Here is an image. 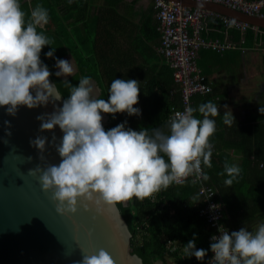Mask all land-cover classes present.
Listing matches in <instances>:
<instances>
[{"label": "clouds", "instance_id": "1", "mask_svg": "<svg viewBox=\"0 0 264 264\" xmlns=\"http://www.w3.org/2000/svg\"><path fill=\"white\" fill-rule=\"evenodd\" d=\"M49 19V11L42 4L31 7L29 14L22 10L20 0H0V108L15 117L21 107L31 110L53 105L54 111L36 119L40 121V132H54L58 126L63 133L59 138L53 135L51 140L60 162L37 165L28 174H39L41 188L51 192L57 212L75 214L81 201L86 202V210L94 204L115 212L117 205L154 198L173 185H185L189 178L193 185L209 180L204 168L212 167L211 138L217 130L214 118L221 114V105L212 101L197 107L187 105L183 112L169 118L167 131L144 127L137 131L127 127V121L105 130L103 114L113 118L118 113L142 115L136 107L141 81L112 80L107 99L93 95L91 77L83 76L78 85H73L68 80L74 72L72 62L56 57L54 39L38 31ZM46 46H51L45 55L55 59V76L63 78L60 83L69 91L67 98L51 81L53 73L41 59ZM223 107V123L231 126L236 118L228 105ZM197 112L202 118L195 115ZM259 112L264 114V107H259ZM4 123L11 128L10 121ZM7 135L11 136V131ZM30 144L39 150V159L45 161L48 137L38 135ZM240 174L241 168L227 161L220 173L226 175L224 184L229 187ZM191 199L194 204L200 202L199 194ZM225 229L223 225L218 227V234L210 238L209 249L197 248L194 234L184 244L185 257H195L203 264L210 250L207 264H264V222L252 230L247 221L238 231ZM81 253L76 264H116L103 248L91 254L83 250Z\"/></svg>", "mask_w": 264, "mask_h": 264}, {"label": "trees", "instance_id": "2", "mask_svg": "<svg viewBox=\"0 0 264 264\" xmlns=\"http://www.w3.org/2000/svg\"><path fill=\"white\" fill-rule=\"evenodd\" d=\"M47 1L53 10L49 13V23L39 28L38 31L54 39L56 57L64 59L66 56H70L76 64L80 78L88 76L95 80L100 88L98 98L107 99L112 80L116 78L129 79L124 74L122 59L126 58V54L130 50H126L124 53L123 50H120L121 46H118L116 40L118 20L120 19L118 8L124 0H104L103 6L97 5V0ZM20 2L22 10L30 14L32 6L29 0H20ZM211 22H213V27L222 33L218 35L219 37L224 38L226 36L224 33L231 29H227L220 17L212 19ZM232 29L230 37L235 43H240L242 37L246 44L255 40L256 35L252 27L246 29L244 33L239 28L232 27ZM260 30L264 32L263 29ZM158 47L157 51L159 52ZM50 50L51 46H46L41 53V59L53 73L50 79L57 84L61 95L67 98L69 91L60 83L63 78L55 76L57 71L54 67L55 59H49L45 55ZM205 51L210 50L201 49L196 62L203 74L207 75L208 72L205 71L204 65L199 62V59L204 57ZM159 53L165 61L164 69L169 74L168 81H163L164 87H160V92H154L153 89L149 91L141 89L139 104L136 107L141 109L142 115L128 116L126 113H118L115 118L109 115L110 121L103 122L105 130L127 121V127L137 131L141 127H160L167 131L166 125L171 113L170 108L172 106L181 107V91L175 82L171 64L161 52ZM173 84L176 87L174 89ZM168 95H170L169 100L163 106L160 99H163L164 96L167 99ZM209 95L198 96L206 98ZM155 96L158 97V100ZM192 107L195 105L192 104ZM195 115L197 116V113ZM256 163L257 166L264 165V157L258 155ZM204 172L209 176V180L204 183L217 190V200H222L225 216L227 213L234 220V214L242 207L237 204L245 201L247 194L242 190L225 193L221 185L211 176V172L206 168H204ZM199 186L200 182L193 185L189 178L185 185H173L167 190L157 193L154 198L145 199L143 202L133 199L127 204L117 205L132 235L131 252L141 259L142 264H169V261H173L174 264H202L195 257L188 259L180 252L184 244L192 239L194 234L197 235V248L209 249L211 243L210 236L213 231L200 217V211L205 202L200 195V202L197 204H194L191 199L194 195L199 194ZM254 190H258L261 195L253 200V205L261 207L264 215V172H260ZM225 216L223 224L233 230L234 222L230 221L229 223ZM211 255L209 250V255L205 257L203 264H206Z\"/></svg>", "mask_w": 264, "mask_h": 264}, {"label": "crops", "instance_id": "3", "mask_svg": "<svg viewBox=\"0 0 264 264\" xmlns=\"http://www.w3.org/2000/svg\"><path fill=\"white\" fill-rule=\"evenodd\" d=\"M103 4L104 0L102 4L100 0H97V5L103 6ZM118 15L120 17L116 37L118 46H121L120 50L124 53L130 50L126 58L122 59L124 74L129 79L141 81V89L145 91L153 89L154 92H160V87H164L163 81H168L169 74L164 69V59L157 51L161 36L155 18L153 0H124L119 5ZM217 17V14L208 12L202 32L203 38L207 41L228 40L234 43V46L223 52L213 48L205 49L210 51H205L204 57H201L199 62L208 72L213 91L206 98L196 95L193 104L197 107L201 103L212 101L218 107L221 105V114L214 118L217 130L211 138L214 144L212 167L206 169L211 172V176L221 185L225 193L242 190L247 194L246 200L243 198L245 201L237 204L242 207L236 211L235 216L233 215L235 219L232 220L227 213L225 218L229 220V223L234 222L232 231H238L244 227L246 221L247 227L252 230L256 224L264 222L262 208L253 205V200L261 195L258 190H254V187L260 172H264L262 164L256 165L258 155L264 157V114L259 112V107H264V54L262 53L264 32L254 29L256 36L252 43L246 44L243 37L240 43H235L230 37L232 28L228 30L229 34L228 31L224 33L226 34L224 38L218 36L222 33L215 29L211 22ZM64 59L72 62L73 69L78 75L77 79H80L74 60L70 56ZM68 80L71 79L68 78ZM92 82L95 97L98 98L100 88L95 80ZM172 87L176 88L174 84ZM155 97L158 100V97ZM169 97L170 95L166 99L164 96L160 99V103L166 105ZM224 105L231 108L236 118V123L231 126L223 123ZM103 115V122H109V115ZM197 117L202 118L198 112ZM225 161L241 168L240 176L230 187L224 184L226 175H220Z\"/></svg>", "mask_w": 264, "mask_h": 264}, {"label": "water", "instance_id": "4", "mask_svg": "<svg viewBox=\"0 0 264 264\" xmlns=\"http://www.w3.org/2000/svg\"><path fill=\"white\" fill-rule=\"evenodd\" d=\"M168 1L264 30V18L259 16L197 0ZM52 111V104L31 110L21 107L13 117L0 108V264H76L82 257L81 250L91 254L101 248L112 255L116 264H142L131 252L132 235L118 206L115 212L94 204L86 210V202L81 201L75 214L61 215L51 192L42 190L39 174H28L37 165L60 162L51 140L53 135L59 138L63 133L58 126L54 132H40V121L36 119ZM4 121L11 122L10 129ZM38 135L49 140L45 161L30 144Z\"/></svg>", "mask_w": 264, "mask_h": 264}, {"label": "built area", "instance_id": "5", "mask_svg": "<svg viewBox=\"0 0 264 264\" xmlns=\"http://www.w3.org/2000/svg\"><path fill=\"white\" fill-rule=\"evenodd\" d=\"M219 4L251 16L264 18V0H197ZM155 18L161 34L158 47L174 70L176 84L181 91V107L172 106L170 115L183 112L187 105L193 104L196 95H209L213 86L209 76L203 74L197 66L201 49L213 48L219 52L232 49L234 43L226 40L207 41L202 37L207 11L183 7L168 0H153ZM227 29L236 27L243 33L251 26L232 18L218 15ZM257 29L256 27H252ZM264 54V48H262ZM169 120V119H167ZM192 179V178H191ZM199 195L205 205L200 211L202 217L213 231L211 236L218 234V227L223 225L225 207L222 200H217V190L200 181ZM214 206V208H213ZM226 227V226H225ZM229 229L226 227L225 230ZM230 230V229H229ZM231 231V230H230ZM210 236V238H211ZM211 241V239H210ZM208 262V261H207ZM206 262V264H207Z\"/></svg>", "mask_w": 264, "mask_h": 264}, {"label": "rangeland", "instance_id": "6", "mask_svg": "<svg viewBox=\"0 0 264 264\" xmlns=\"http://www.w3.org/2000/svg\"><path fill=\"white\" fill-rule=\"evenodd\" d=\"M29 2L31 3V6L32 7H35V5L36 4H42L45 8H47L48 9V11H49V13L53 10L52 8H51V6H50V4L48 3V1L47 0H29ZM103 3V0H100V4H102ZM72 78H71V82H72V84L74 85H78V83H79V79H77L78 78V75H77V72H73V76H71ZM70 79V78H69ZM98 91V90H97ZM94 96H95V94H93ZM181 251V250H180ZM182 252H183V249H182ZM182 256H184V253L182 254ZM174 262L173 261H169V264H173Z\"/></svg>", "mask_w": 264, "mask_h": 264}]
</instances>
